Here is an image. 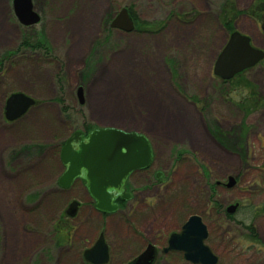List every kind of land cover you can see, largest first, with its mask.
<instances>
[{
	"label": "rangeland",
	"instance_id": "1",
	"mask_svg": "<svg viewBox=\"0 0 264 264\" xmlns=\"http://www.w3.org/2000/svg\"><path fill=\"white\" fill-rule=\"evenodd\" d=\"M226 2L242 13L234 32L264 52L262 25L243 13L254 0H31L30 26L0 0V264H85L100 235L110 264H123L192 213L204 216L218 264H264V59L228 81L213 76ZM121 8L134 13L131 32L109 26ZM13 93L35 103L6 122ZM106 127L144 135L154 162L129 180L137 202L103 218L78 183L57 181L65 140ZM226 178L236 183L217 188L216 214L209 187Z\"/></svg>",
	"mask_w": 264,
	"mask_h": 264
},
{
	"label": "water",
	"instance_id": "2",
	"mask_svg": "<svg viewBox=\"0 0 264 264\" xmlns=\"http://www.w3.org/2000/svg\"><path fill=\"white\" fill-rule=\"evenodd\" d=\"M12 9L17 21L23 26L33 25L39 20L33 11L31 0H12ZM109 26L124 32L133 31V21L127 8H121ZM263 59L264 52L255 48L248 36L233 32L217 55L212 74L228 81ZM78 96L82 102L81 90H78ZM34 103L31 97L23 93L9 95L4 105L5 120H17ZM60 161L65 166V171L57 181L60 188H69L76 177H83L96 201L95 207L112 212L116 209V205L112 203L113 193L123 189L126 177L133 170L150 165L152 151L148 139L137 132L112 127L94 128L87 135L80 131L74 132L62 146ZM232 181L229 178V187ZM127 195L129 194L126 193ZM236 207L231 206L227 212L232 214ZM206 238L207 231L201 219L195 215L190 216L179 232L168 236L164 253L181 252L185 260L192 264H218L217 255L205 244ZM83 258L90 264H106L108 253L103 239L100 238L90 249L85 250ZM151 259L152 247L149 245L134 264H150Z\"/></svg>",
	"mask_w": 264,
	"mask_h": 264
},
{
	"label": "flooded vegetation",
	"instance_id": "3",
	"mask_svg": "<svg viewBox=\"0 0 264 264\" xmlns=\"http://www.w3.org/2000/svg\"><path fill=\"white\" fill-rule=\"evenodd\" d=\"M5 105V104H4ZM7 122V121H6ZM214 130V129H213ZM91 130H89V131H81V132H83V134L84 135H87L89 132H90ZM72 135V134H71ZM70 137V136H69ZM68 139V138H67ZM66 139V140H67ZM65 140V141H66ZM65 143V142H64ZM64 143H63V145H64ZM62 145V146H63ZM61 149H62V147L60 148V151H61ZM151 151H152V161H151V163H150V165L148 166V167H146V168H142V169H136V170H133L127 177H126V179H125V181H124V187H123V191L124 192H122V190L121 191H118L117 193H113V198H112V203L114 204V205H116V209L114 210V211H112V212H106V211H102V210H99V209H97L96 207H95V204H96V201H95V199L91 196V194H90V192H89V190H88V187H87V182H85L84 181V179H83V177H76L74 180H73V182H72V184H71V186L69 187V188H71V187H73L75 184H79L80 186H81V188L83 189V191L85 192V194L88 196V198H89V201H90V206L89 207H91L99 216H101V217H103V218H106V217H108V216H112V215H115V214H119V213H124V211H125V208H124V206H126L130 201H133V202H137V198H136V195H135V192L133 191H131L130 189H129V180L135 175V174H138V173H141V172H145V171H148V170H150L151 168H152V165H153V162H154V152H153V149L151 148ZM59 158H60V152H59ZM63 165V164H62ZM64 167V171H65V166H63ZM63 171V172H64ZM204 173H205V171H204ZM63 174V173H62ZM84 174V173H83ZM160 176V174L159 173H155L154 174V178L156 179V181H158L159 180V177ZM60 178V177H59ZM226 182L225 181H223V182H219V181H215L214 182V184H212L210 187H209V190H210V192H211V194H210V204H212V209L213 210H215V208H217L216 209V211H215V213L217 214V213H219V211L220 210H222V208L218 205V202L216 201V200H214V199H212V197L214 198V194H216V191H217V188H231V187H233L234 185H235V180H233L232 181V185L229 187L228 186V183H229V179H227L226 178ZM85 182V183H84ZM112 192V191H111ZM126 193H128L129 195H127L126 196ZM234 205H236L237 207H236V209L239 207V205H238V203H235ZM76 208H77V206L74 204V205H72V208H71V211H69V213H71V212H73V211H75L76 210ZM235 209V210H236ZM227 210H228V208H225L224 209V216H225V218H228V219H232V215L231 214H229L228 212H227ZM234 210V211H235ZM264 210V204L262 205V209H259V211H258V215H262L261 213L262 212H264L263 211ZM218 211V212H217ZM212 213V212H211ZM215 213H212V215H214ZM234 213V212H233ZM193 215H195V216H198L200 219H201V222L205 225V228H206V231H207V238H206V240H205V244L207 245V246H209L210 247V245L208 244V242H209V240H210V238H209V229H208V225L206 224V222H205V218H204V216L202 215V214H197V213H192V214H190V215H188L186 218H185V220L182 222V224H181V226H180V228L178 229V231L177 232H179L180 230H181V228H182V226L186 223V221L189 219V217L190 216H193ZM210 217V216H209ZM248 232H250V229L248 228V227H244ZM248 228V229H247ZM173 233H175V232H173ZM171 234V233H170ZM169 234V235H170ZM168 235V236H169ZM168 236L166 237V240H165V242L162 244V246L160 247L159 245H157V243H156V240H152V241H149L147 244H146V246L144 247V250H141L139 253H137V254H135V255H133L132 257H130V258H128L123 264H134V263H136L137 262V260H138V258L142 255V253L146 250V248L150 245L151 247H152V259H151V261H150V264H157V263H161V262H165L166 261V259L168 258V257H170V256H173V255H178L182 260H183V262L184 263H188V264H192V263H190V262H188V261H186L185 260V258H184V256H183V254L181 253V252H176V251H167V252H165L164 253V249L166 248V246H167V240H168ZM100 238H102L103 239V241H104V243L106 244V246H107V253H108V261H107V263L106 264H110L111 263V260H112V252H111V247H110V245L107 243V241L105 240V238L103 237V236H99L98 238H97V240L89 247V249L100 239ZM211 248V247H210ZM212 249V248H211ZM87 250V249H86ZM212 251L216 254V252L212 249ZM217 255V254H216ZM217 257H218V255H217ZM82 260H83V262H85V264H90L89 262H87V261H85V259L83 258V253H82ZM218 262H219V257H218Z\"/></svg>",
	"mask_w": 264,
	"mask_h": 264
},
{
	"label": "trees",
	"instance_id": "4",
	"mask_svg": "<svg viewBox=\"0 0 264 264\" xmlns=\"http://www.w3.org/2000/svg\"><path fill=\"white\" fill-rule=\"evenodd\" d=\"M243 13L254 19L256 23H260L264 29V6L260 5L257 0H254L252 6ZM240 14L242 13L237 9H234L233 4H229V2L223 3L219 14V23L228 35L234 32L233 23ZM129 15L132 19L134 18V13L132 11H129ZM144 25L146 26V24ZM86 131H89V129Z\"/></svg>",
	"mask_w": 264,
	"mask_h": 264
}]
</instances>
